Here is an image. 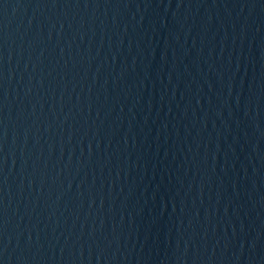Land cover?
Listing matches in <instances>:
<instances>
[{"label":"water","instance_id":"water-1","mask_svg":"<svg viewBox=\"0 0 264 264\" xmlns=\"http://www.w3.org/2000/svg\"><path fill=\"white\" fill-rule=\"evenodd\" d=\"M0 264H264V0H0Z\"/></svg>","mask_w":264,"mask_h":264}]
</instances>
